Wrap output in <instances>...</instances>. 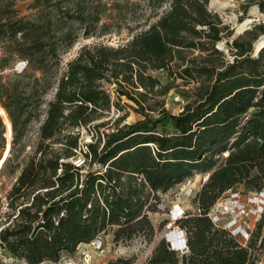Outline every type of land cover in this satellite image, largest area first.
Instances as JSON below:
<instances>
[{
	"label": "trees",
	"instance_id": "obj_1",
	"mask_svg": "<svg viewBox=\"0 0 264 264\" xmlns=\"http://www.w3.org/2000/svg\"><path fill=\"white\" fill-rule=\"evenodd\" d=\"M15 2L0 0V142L7 134L12 143L0 175L16 176L8 194L16 214L12 220L6 214L0 228L7 255L28 264L56 261L108 230L117 244L135 236L150 242L155 193L208 173L192 199L197 212L183 210L173 221L185 231L188 251L179 255L162 237L143 264H257L264 215L244 244L208 212L236 185L264 190V48L252 56L250 46L234 40L237 56L218 70L183 68L182 77L207 80L172 113L147 103L162 87L151 71L171 73L179 49L202 47L201 37L221 38L208 0H170L168 10L124 44L83 43L65 65L62 55L80 38L104 34L107 2L32 0L31 13L18 19ZM258 4L264 11V0ZM17 61L25 63L6 76ZM111 91L132 101L142 117L122 125L121 116L111 124L102 120L118 107ZM34 121L40 122L37 140L21 164ZM82 129L93 137L83 145ZM77 152L81 167L72 163ZM133 263V257H117L103 264Z\"/></svg>",
	"mask_w": 264,
	"mask_h": 264
},
{
	"label": "rangeland",
	"instance_id": "obj_2",
	"mask_svg": "<svg viewBox=\"0 0 264 264\" xmlns=\"http://www.w3.org/2000/svg\"><path fill=\"white\" fill-rule=\"evenodd\" d=\"M31 1L32 0H16L15 19L28 16L31 13V10L28 7ZM102 1H106L107 6L109 7L100 21V24H107V26L102 29L104 34L100 37H92L88 39L80 38L75 43V45L69 49L68 52L62 55L61 65H65L67 60L73 58L76 55L80 45L83 43L102 41L114 46L124 44L133 36V34L144 28H147L149 24L155 22L166 10H168L170 5V0L163 1V3L158 7H155L157 5V0H153L152 2H149V0ZM217 1L218 3L223 4L221 8H214V10L208 9L210 0H208L206 3V8L212 16L217 17L218 26L221 28V38L218 41L213 42L206 37H201L199 40L202 42L203 48L200 44L198 45L199 47L196 48L190 47L179 49L180 57L176 56V58L171 63V73L161 70L151 71V74L158 77L162 84V87H158L157 90H164V88L167 87L168 91L163 94H160L158 91V93L156 92L153 95L149 94V98L147 100L149 105L155 106L156 108L162 106L172 113H178L183 108V106L193 98L197 87L201 83V80H207L205 76L199 77L198 81L182 77L180 75L181 70L190 66H205L209 68L213 67L218 70L226 63L232 62L237 56L236 49L233 47L234 40L250 46L251 55H254V43L258 37L264 33L262 32V28L264 27V11L259 9L260 15H254L251 10L252 7L259 6L258 3L261 0ZM253 20L256 21V24H253ZM246 23L248 24L247 28L237 32V25ZM196 27L199 29L201 28L200 25H197ZM205 48H207V50ZM215 49L217 52L214 51ZM1 53L2 47L0 46V54ZM19 62L20 61L15 62L11 68L5 71L4 74L6 76L8 74H12L14 70L13 66L15 64L20 65ZM111 96L112 100L118 103V107L112 106L110 112L105 114L102 120L110 119L109 124H111L115 118L121 116L122 125L125 123L134 122L142 117L136 111V105L132 101L126 99L124 96L118 98L113 91H111ZM50 97L51 94L47 96V99ZM39 125V121H34L28 129V135L25 140V150L18 157V162L21 164L24 162L26 155L31 153L33 150V146L37 140V130ZM80 140L81 144L83 145L86 142L92 141L93 137L87 131L82 129L80 133ZM11 146L12 143L9 147V141L7 140L6 134V140L4 139L3 143L0 142V166L6 157L11 154ZM80 154V152H77L74 158H77ZM15 177L16 176L12 175H0V228L6 223V221H8V219L4 220L3 218H6V214L11 212V220L16 214V211H13L8 206V203L10 202L8 194L13 183L15 182ZM207 177L208 173H197L191 178L172 186L165 192L158 191L155 193L159 200L156 204V210L148 212V215L156 231L152 241L147 242L142 236H135L127 243L117 244L112 240L111 230L105 232L104 251L97 264L106 263L107 261L113 260L117 257H133V264H143L151 255V252L158 243L159 239L162 237H167L172 232L171 230L175 227L172 224L173 221L170 219L169 215L171 209L179 206L183 210H186L188 215H192L197 212L192 199L196 191L205 182ZM243 196V202H245L244 204L246 205L247 202L245 199V193ZM227 197L228 195L225 194L222 198L223 204L225 205L230 204V202L227 201ZM150 200L151 202L156 201V199ZM13 213L14 215H12ZM217 213L218 215L220 214L218 209ZM225 219L226 217L222 218V220L220 219V222L223 223ZM163 222H165L164 225H161ZM160 225L161 227H159ZM182 251L183 252L179 250L177 252L179 255H181L186 253L188 250L184 249ZM65 255L75 256V252ZM3 256L8 255L4 249H0V263H2ZM259 256V259H261V263L259 264H264V252H262Z\"/></svg>",
	"mask_w": 264,
	"mask_h": 264
},
{
	"label": "built area",
	"instance_id": "obj_3",
	"mask_svg": "<svg viewBox=\"0 0 264 264\" xmlns=\"http://www.w3.org/2000/svg\"><path fill=\"white\" fill-rule=\"evenodd\" d=\"M24 63L20 62L19 64L22 67ZM72 163L78 167L85 165L81 154L77 158L72 159ZM244 193L247 206L243 202ZM225 194L228 195L227 201L230 202L229 205L223 204L222 198ZM217 209L220 213L219 215ZM208 215L215 224L227 229L245 244L255 228L256 222L264 215V190L244 192L241 185L231 187L217 199L210 208ZM225 217L224 222H220V219L222 220ZM104 234V231H100L88 243L79 244L74 251L75 256L63 255L56 261L44 260L39 264H97L104 251ZM0 249L4 248L0 246ZM180 251L183 252L182 250ZM260 260L257 261V264L261 263ZM2 264L28 263L23 259L8 255L2 257Z\"/></svg>",
	"mask_w": 264,
	"mask_h": 264
},
{
	"label": "clouds",
	"instance_id": "obj_4",
	"mask_svg": "<svg viewBox=\"0 0 264 264\" xmlns=\"http://www.w3.org/2000/svg\"><path fill=\"white\" fill-rule=\"evenodd\" d=\"M17 67L21 68V65H18ZM182 214L183 209L177 206L176 208L170 210L169 215L170 219L172 221H175ZM171 231L172 232L170 233V237H165L166 242L169 243V247L175 251L187 249V237L185 231L178 226H175Z\"/></svg>",
	"mask_w": 264,
	"mask_h": 264
},
{
	"label": "bare ground",
	"instance_id": "obj_5",
	"mask_svg": "<svg viewBox=\"0 0 264 264\" xmlns=\"http://www.w3.org/2000/svg\"><path fill=\"white\" fill-rule=\"evenodd\" d=\"M210 6L213 8V10H214V8H221L222 6H223V4L222 3H218V1L217 0H211L210 1ZM252 13L254 14V15H260V12L257 10V8H256V6H254V7H252ZM252 23V22H251ZM247 23L246 24H239V25H237V32H240V31H242V30H244V29H246L247 28ZM264 45V35H261L256 41H255V43H254V50H255V52L261 47V46H263ZM170 235L171 234H169L168 235V237H170Z\"/></svg>",
	"mask_w": 264,
	"mask_h": 264
},
{
	"label": "water",
	"instance_id": "obj_6",
	"mask_svg": "<svg viewBox=\"0 0 264 264\" xmlns=\"http://www.w3.org/2000/svg\"><path fill=\"white\" fill-rule=\"evenodd\" d=\"M210 1H211V0H210ZM256 8H257V10L260 12L259 7L256 6ZM208 9L213 10V8H212L210 5H209ZM253 24H256V21H255V20H253ZM253 24H252V25H253ZM261 35H264V33H262ZM259 37H260V36H259ZM259 37H258V38H259ZM262 48H264V45L261 46L256 52H254V56H257ZM0 115H1V114H0ZM167 244H168V246H169V243H167Z\"/></svg>",
	"mask_w": 264,
	"mask_h": 264
}]
</instances>
